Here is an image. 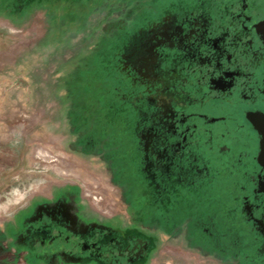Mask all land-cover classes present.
Wrapping results in <instances>:
<instances>
[{
	"label": "flooded vegetation",
	"instance_id": "af4514ba",
	"mask_svg": "<svg viewBox=\"0 0 264 264\" xmlns=\"http://www.w3.org/2000/svg\"><path fill=\"white\" fill-rule=\"evenodd\" d=\"M126 5L108 69L129 144L124 220L62 190L0 226V264H264V0Z\"/></svg>",
	"mask_w": 264,
	"mask_h": 264
},
{
	"label": "rangeland",
	"instance_id": "374dc122",
	"mask_svg": "<svg viewBox=\"0 0 264 264\" xmlns=\"http://www.w3.org/2000/svg\"><path fill=\"white\" fill-rule=\"evenodd\" d=\"M9 2L0 0V226L69 188L89 214L124 220L129 144L108 107L109 62L131 0H91L82 11Z\"/></svg>",
	"mask_w": 264,
	"mask_h": 264
}]
</instances>
